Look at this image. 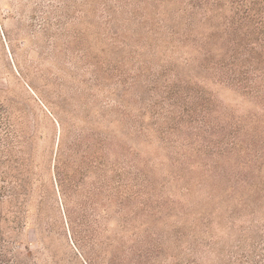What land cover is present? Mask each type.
Listing matches in <instances>:
<instances>
[{
    "label": "rangeland",
    "instance_id": "1",
    "mask_svg": "<svg viewBox=\"0 0 264 264\" xmlns=\"http://www.w3.org/2000/svg\"><path fill=\"white\" fill-rule=\"evenodd\" d=\"M186 6V0H0V118L6 109L17 128L35 137L30 220L9 257L81 264L63 235L49 245L58 257L52 261L34 221L43 186L55 192L50 167L60 129L54 120L70 113L76 128L111 130L123 143L131 202L103 222L111 246L101 264L114 249L149 253L147 264H262L264 162L201 157L200 138L192 145L183 137L186 128L170 129L180 110L168 92L187 85L238 119L263 114L255 102L205 79L200 37L188 33ZM14 151L22 162L28 158L21 144ZM234 169L256 177L257 185L239 182ZM11 182L0 179V187ZM56 199L46 212L60 220Z\"/></svg>",
    "mask_w": 264,
    "mask_h": 264
},
{
    "label": "trees",
    "instance_id": "2",
    "mask_svg": "<svg viewBox=\"0 0 264 264\" xmlns=\"http://www.w3.org/2000/svg\"><path fill=\"white\" fill-rule=\"evenodd\" d=\"M186 3V26L190 36L200 37L199 66L205 79H213L255 102L263 114L238 119L216 107L215 99L206 91L185 83L186 88L168 92L171 105L180 110V114L171 115L176 116V121L170 129L181 132L186 128L187 135L183 137L192 141L189 142L192 145L195 138H200L204 150L197 153L201 157H231L247 166L264 162V0H186ZM2 114L0 168L6 167L8 171L0 172V179L8 182L11 177L13 182L11 186L0 187V264H29L26 259L15 261L9 253L15 237L21 236L30 220L35 137L29 134L31 131L17 128L6 109ZM68 115L71 118L54 120L60 129L53 170L50 167L56 196L48 185L43 186L34 220L36 233L52 261L58 257L49 245L54 236L63 235L77 250L81 264H101L105 260L103 254L111 246L103 238L106 231L103 222L123 213L131 202L125 196L123 143L111 130L76 128L75 116ZM194 126L200 132H192ZM19 144L27 149L28 158L24 162L15 156L14 149ZM14 167H19L17 176L10 174ZM234 173L239 182L257 185L256 177H250L248 172L234 169ZM57 195L60 220L46 212L47 203L57 201ZM136 251L121 253L114 249L107 264H125L126 258L128 264H147L149 253Z\"/></svg>",
    "mask_w": 264,
    "mask_h": 264
}]
</instances>
